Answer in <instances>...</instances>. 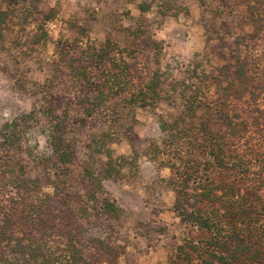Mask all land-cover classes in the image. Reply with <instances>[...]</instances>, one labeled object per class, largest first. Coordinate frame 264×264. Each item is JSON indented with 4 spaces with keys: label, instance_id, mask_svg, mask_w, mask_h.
<instances>
[{
    "label": "rangeland",
    "instance_id": "1",
    "mask_svg": "<svg viewBox=\"0 0 264 264\" xmlns=\"http://www.w3.org/2000/svg\"><path fill=\"white\" fill-rule=\"evenodd\" d=\"M101 50L106 66L90 69ZM238 54L259 66L257 106L239 99ZM153 77L159 99H123ZM187 96L221 111L191 116ZM239 115L264 143V0H0V202L46 252L64 256L74 240L86 264H170L185 241H204L175 206L217 208L195 201L207 180L247 192L246 176L225 177L202 149L204 132ZM56 123L66 157L49 141Z\"/></svg>",
    "mask_w": 264,
    "mask_h": 264
},
{
    "label": "trees",
    "instance_id": "2",
    "mask_svg": "<svg viewBox=\"0 0 264 264\" xmlns=\"http://www.w3.org/2000/svg\"><path fill=\"white\" fill-rule=\"evenodd\" d=\"M107 58L108 55H104L103 50L94 52L90 69L100 70L101 67L106 66ZM229 68L233 70L235 82L244 88V93L240 94L239 99L246 97L257 106L258 101L254 98L256 90L254 83L261 81L260 76L255 72L259 69L258 64L253 63L247 56L238 54ZM159 81L158 78L153 77L138 94L123 99L130 105L139 103V106L147 107L160 97ZM100 93L102 94L101 91ZM184 100L186 112L191 116H196L202 109L216 116L221 111L216 101L193 96L184 97ZM49 113L51 119H57L55 112ZM228 118L229 116L224 118L221 131L204 132L203 155L207 165L214 166L225 177L246 176L247 192L243 193L240 187L213 186L207 180L205 184L196 188L198 191L195 193V201L217 205V208L210 212L196 210L195 206L189 204L190 202L185 203L186 200L179 199L175 209L181 220L191 223L198 231L204 232L207 238L198 242L185 241L177 248L170 264H264V243H262L264 240H261L264 237V143H255L252 138L247 137L249 126L242 115L236 118L239 121L237 123L226 124ZM56 124L50 130L49 141L55 154L66 157L67 154L62 148L64 147L63 130L58 127V123ZM170 127L164 122L161 124V131L168 134ZM262 139L264 141V137ZM181 175L184 178L182 183L187 185L191 176ZM13 180L17 181V178ZM183 193L184 198L185 192ZM107 207L113 209L110 204ZM238 220H248V224H241L237 222ZM14 227L15 224L4 213L0 202V264H86L87 262L75 251L74 240L70 241L67 254L59 256L46 252L48 247L42 238L35 235L28 238L23 233L18 235ZM255 234H258L260 239L253 241Z\"/></svg>",
    "mask_w": 264,
    "mask_h": 264
}]
</instances>
